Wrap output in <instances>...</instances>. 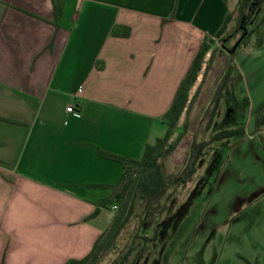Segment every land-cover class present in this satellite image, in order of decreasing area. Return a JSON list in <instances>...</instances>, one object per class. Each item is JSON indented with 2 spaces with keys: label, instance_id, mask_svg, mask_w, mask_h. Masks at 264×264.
<instances>
[{
  "label": "crops",
  "instance_id": "1",
  "mask_svg": "<svg viewBox=\"0 0 264 264\" xmlns=\"http://www.w3.org/2000/svg\"><path fill=\"white\" fill-rule=\"evenodd\" d=\"M238 2L80 0L72 24L67 2L57 28L52 0H0V118L18 122L0 121V264H66L90 253L111 211L87 218L113 191L87 186H114L124 172L93 148L140 160L165 136L182 80ZM116 26L131 36L114 37ZM71 103L80 117L67 112ZM258 117L251 132L244 124L221 182L240 181L245 163L264 179Z\"/></svg>",
  "mask_w": 264,
  "mask_h": 264
},
{
  "label": "rangeland",
  "instance_id": "2",
  "mask_svg": "<svg viewBox=\"0 0 264 264\" xmlns=\"http://www.w3.org/2000/svg\"><path fill=\"white\" fill-rule=\"evenodd\" d=\"M79 2L80 0H68L67 25L72 24L75 17L73 6H78ZM257 24V16L250 23L243 22V26L251 31ZM241 26L242 21H238V14L235 12L226 34L221 39H215L212 44L214 54L218 48L223 49V57L213 60L206 58L200 78L191 91V98L197 96L210 62L212 68L206 76L201 93L191 104L187 119L171 139V142L176 140L188 121L189 129L183 141L165 161L169 172H175L184 165L195 140L209 142L217 133L239 129L244 124L250 132L254 130L255 116L264 105V24L231 54L228 49L234 47L242 37V32L238 31ZM224 38L227 39V49L222 47ZM228 64L243 76L237 95L239 99L246 96L250 98V109L243 121L235 112L231 91L227 89L226 98L216 113L211 129L207 131L206 127L213 119L210 114L212 98ZM238 139L241 138L223 140L205 148L196 175L169 202L164 215L156 218V226L160 231L159 240L149 243L145 257L137 264H264L262 172L249 168L245 173V163L242 170L244 177H240V181L233 186L228 185L227 181L221 182L224 172L229 168V162L232 163L229 159L230 151ZM114 207L110 209L113 214L116 212ZM111 212L105 211L101 220L111 222ZM153 233L154 227L143 231L145 236H152Z\"/></svg>",
  "mask_w": 264,
  "mask_h": 264
},
{
  "label": "trees",
  "instance_id": "3",
  "mask_svg": "<svg viewBox=\"0 0 264 264\" xmlns=\"http://www.w3.org/2000/svg\"><path fill=\"white\" fill-rule=\"evenodd\" d=\"M254 1L256 0H239L236 9L229 13L215 39H221L226 34L231 21L234 19L235 12L238 14V21H244L245 24L250 23L255 16L258 17V24L252 31L248 28L249 33L238 48L261 24H264V0L261 1L262 8L260 9L253 7ZM67 2L68 0H52L55 17L51 23L57 28L60 27ZM238 31L241 33L240 30ZM131 34L132 30L127 26H116L112 31V35L119 38H129ZM243 34L244 32H242ZM215 39L203 43L188 73L182 80L170 109L163 116V121L167 126L165 136L157 139L154 144L148 145L142 159L135 160L105 152L98 147L93 148L100 157L122 164L124 172L119 183L114 186H87L92 189H111L113 191L110 197L100 201V204L93 214L87 218V221L98 217L102 209L110 210L114 206L117 209L113 214L109 228L97 239L90 253L82 259H70L66 264H137L140 259L145 257L149 243L159 240L160 231L156 226V218L164 215L169 202L179 194L181 189L186 188L189 181L196 175L199 161L205 154V148L216 142L246 136V128L241 127L217 133L209 142L195 140L190 147L184 165L175 172H169L167 169L165 161L174 154L183 141V137L189 129L188 121L184 125V131L176 140L171 142V139L179 127L181 117L185 112H189L191 104L201 93L206 76L212 68V62H210L205 69L204 79L197 90V96L191 98V91L200 78L206 63V57L211 51ZM225 40V38L222 40V47L227 49V43H224ZM213 56L212 60L214 59ZM242 81V74L235 67L228 64L227 70L212 98L213 107L210 114L213 119L206 127L207 131L211 129L216 113L222 101L226 98L227 89L231 91L235 112L244 121L251 101L249 97L239 99L236 95ZM0 121L18 123L5 118H0ZM257 125L259 128H264V106L261 107ZM153 227L154 233L152 236L143 235L145 229H152ZM167 259L168 255L165 260L167 261Z\"/></svg>",
  "mask_w": 264,
  "mask_h": 264
},
{
  "label": "water",
  "instance_id": "4",
  "mask_svg": "<svg viewBox=\"0 0 264 264\" xmlns=\"http://www.w3.org/2000/svg\"><path fill=\"white\" fill-rule=\"evenodd\" d=\"M244 34L242 35V37L239 39V41L237 42V44L233 47V49L230 51L231 54H234L235 51L237 50L238 46L240 45V43L243 41V39L248 35L249 30L246 26H243L242 29Z\"/></svg>",
  "mask_w": 264,
  "mask_h": 264
},
{
  "label": "built area",
  "instance_id": "5",
  "mask_svg": "<svg viewBox=\"0 0 264 264\" xmlns=\"http://www.w3.org/2000/svg\"><path fill=\"white\" fill-rule=\"evenodd\" d=\"M67 112L72 113L73 115L80 117V111L77 109V106L75 103H71L68 107H67ZM117 209V207H114Z\"/></svg>",
  "mask_w": 264,
  "mask_h": 264
},
{
  "label": "flooded vegetation",
  "instance_id": "6",
  "mask_svg": "<svg viewBox=\"0 0 264 264\" xmlns=\"http://www.w3.org/2000/svg\"><path fill=\"white\" fill-rule=\"evenodd\" d=\"M261 1L262 0H256V1H254V6L253 7H255V9H260V8H262L261 6ZM244 22V21H243ZM243 22H242V26H241V28H240V31L241 32H243V30H241L242 29V27H243ZM239 41V40H238ZM237 41V42H238ZM224 43H227V39L224 41ZM230 51H231V49H229Z\"/></svg>",
  "mask_w": 264,
  "mask_h": 264
}]
</instances>
